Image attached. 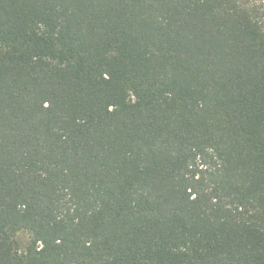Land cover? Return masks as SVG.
<instances>
[{"label": "trees", "instance_id": "obj_1", "mask_svg": "<svg viewBox=\"0 0 264 264\" xmlns=\"http://www.w3.org/2000/svg\"><path fill=\"white\" fill-rule=\"evenodd\" d=\"M0 264H264V4L0 0Z\"/></svg>", "mask_w": 264, "mask_h": 264}, {"label": "rangeland", "instance_id": "obj_2", "mask_svg": "<svg viewBox=\"0 0 264 264\" xmlns=\"http://www.w3.org/2000/svg\"><path fill=\"white\" fill-rule=\"evenodd\" d=\"M264 4V0H260ZM21 250H25L31 240V235L26 232H20L17 236Z\"/></svg>", "mask_w": 264, "mask_h": 264}]
</instances>
